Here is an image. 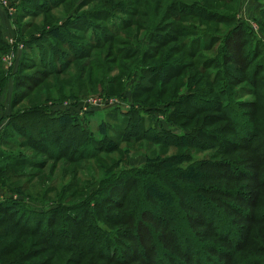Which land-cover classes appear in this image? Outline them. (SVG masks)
<instances>
[{"label":"rangeland","instance_id":"374dc122","mask_svg":"<svg viewBox=\"0 0 264 264\" xmlns=\"http://www.w3.org/2000/svg\"><path fill=\"white\" fill-rule=\"evenodd\" d=\"M186 1L196 4L206 1V5L213 11L214 19L204 21L198 16L185 15L178 9L181 20L173 21L174 25L182 29L175 31V35L180 36L178 41L172 40L175 36L168 32L165 20L162 24L155 22L148 28L149 20L142 17L139 7L135 4L136 0H69L48 11H44V7L37 4L31 5V10L25 11L20 5L14 14L0 6V165L5 164L7 153L12 155L10 162L17 163L13 164L6 174H0V195L17 199L20 204L27 205L29 212L30 207L35 211L45 212L57 205H72L92 198V194L96 192V198L102 201L100 205L106 207L103 197H108L109 194L122 201L118 192L113 191L109 184L116 181L114 175L129 169L134 176L143 180V184H133L134 189L129 193L130 202H127L124 211L131 210L133 219H136L143 216L140 213L146 209V215L151 218L146 219L144 223H136L137 221L133 220L134 223L130 226L116 225L100 215H95L94 222L98 224V228L94 227V231H89L87 224L91 223L90 220L76 215L77 219L73 218V221L71 218L75 213L70 214L66 211L68 207H63L65 212L58 220L60 228L66 226L90 234L89 239L83 242L77 240V245L85 252L84 256H79V251L69 252V255L76 259V264H264V204H248L250 201H260L264 198V164L257 169L254 164H243L241 161H255L254 155L264 159V121L259 122L264 119V0ZM159 3L162 9H159ZM98 8H110L114 17L103 20L98 19L99 17L88 19L84 30L73 27L74 24H69L73 25L72 27L66 26L69 17H74L77 10L80 13H94ZM165 8L167 6L163 2L156 0H150V3L146 1L141 7L152 15L155 13L157 21L163 19ZM136 12L140 14L136 15ZM183 20L186 22L183 23ZM127 21L131 22V25L124 29L122 25L127 24ZM142 21H145L146 25L139 31L137 26ZM54 26L65 27L67 35H80L78 37L81 43L89 45V40L92 39L89 57L85 56L88 54L86 47L73 50L72 53L81 51L84 57L67 67L65 74H42L39 72L41 67L38 63L21 67V60L31 52H25L26 41L30 40L32 35L40 37L39 32ZM164 33L166 35H163ZM190 33L203 35L202 38H192L195 40L193 44L202 49L196 55V62L201 64L203 61H215L212 67L207 68L206 75H195L192 85L187 84L184 74L172 79L169 84L160 80L152 81L151 77H157L152 67L164 62L166 58L171 61L182 58L183 63L195 61L194 58L185 56L181 49L183 45L181 48L179 46L183 43L189 44L187 37ZM182 34L185 37H181ZM107 38L112 39L102 44V40ZM164 38L167 40L165 47L156 44ZM47 39L51 44L58 46L55 44L56 38L51 36ZM140 45L141 48H138ZM61 49L66 51L63 46ZM130 49L140 50L141 53L132 55L133 51ZM127 55H131V58ZM92 63L96 66H92ZM221 67L228 69L227 75L223 74ZM17 69L20 71V77L14 79L11 75ZM192 69L189 67L185 73ZM215 73L219 78L214 82ZM28 74L31 78L27 77ZM201 77H204L203 80ZM37 81H41L40 84L31 90L25 87V83L33 85ZM254 81L258 82L257 86H254ZM139 84L149 86L148 91L141 90L136 93ZM220 86L223 88V94L216 98L215 103L220 101L226 106V111L221 108L224 119L212 127L220 126L224 130L218 133L223 139L237 138V141H242L229 130L241 114L243 122L250 120L258 130H262L260 135L250 139L254 141L252 147L251 144L246 149L219 147L207 136L203 138V148L191 144L175 146L154 142V137H149L143 132L139 133L146 137L136 142L118 139L124 128L130 132L131 127L128 124L140 123L141 120V124L145 122L143 126L149 129L187 132L195 122L179 116L178 111L183 105L176 106L175 102L194 92L198 93L201 102H210L217 96ZM208 87L213 90V94L207 92ZM90 97L112 98L115 101L104 104L98 110L75 114V120L88 134H81L80 129L78 140L81 144L74 147L73 152L72 148L61 147L56 143L57 147H48L44 138L37 140L26 133L25 126L35 121L33 126L28 127L36 131L32 136L41 135L39 133L44 119V105L51 111H59V108H72L73 104L78 105ZM12 98L16 99L13 106ZM239 104L244 106L240 107ZM197 107L205 108L207 111L204 114L215 112L214 109H208L206 103L199 102ZM129 110L138 111V116L131 114L130 118L121 113ZM15 113H20L22 118L19 116L15 120H9ZM231 118L235 119L234 122L230 121ZM103 121L107 123L106 129L111 142H107L108 137L105 138L100 132V124ZM68 131L64 135L74 137V132ZM89 135L92 137L90 139L99 143L93 147H81ZM75 136L77 137V134ZM176 141L171 138L169 140L171 143ZM185 141H180L179 144ZM58 152L61 153L59 158L55 157ZM176 154H191L194 161L209 160L213 156V159L232 164L222 171L212 168L214 175H220V178L201 180L189 175V170L185 171L184 175L190 177V181L206 189V192L201 193L208 201L216 204L213 210L209 209L205 200L200 202L199 199H189L179 194L183 204L180 208L181 215L184 214V218L176 217L177 213L172 208L173 195L177 194L173 188L175 184L168 183L171 177L164 176L161 168L152 166L155 161H151L152 164L148 162L151 157L158 156L161 161ZM44 162L46 166L43 169ZM233 163L239 167H248V170L234 169ZM190 164L186 162L183 166ZM52 167L55 169L54 173H50ZM143 169V173H138ZM208 170L211 171V168ZM12 171L19 175L9 176ZM235 176L243 178L236 180ZM113 184L120 186L123 181ZM144 184L141 189L140 186ZM149 185L151 188L148 192L146 186ZM141 191L152 197L140 199ZM259 192L261 198L257 196ZM144 201L148 203L144 205ZM194 204H199L202 210L197 212ZM95 207L94 205V210ZM18 209L23 208L20 206ZM161 209H166L160 218L163 222L158 218ZM119 211L111 210L112 213ZM79 219L82 223L80 225L76 223ZM144 226L148 227V230ZM190 230L193 231V236H182ZM131 233L137 236L142 246L129 238L131 236H126ZM157 235L162 238L156 239Z\"/></svg>","mask_w":264,"mask_h":264},{"label":"trees","instance_id":"16d2710c","mask_svg":"<svg viewBox=\"0 0 264 264\" xmlns=\"http://www.w3.org/2000/svg\"><path fill=\"white\" fill-rule=\"evenodd\" d=\"M68 1L69 0H23L21 3V6H22L21 9H24L25 11L31 10V5L37 4V6L44 7V11H46V9L48 11ZM146 1L150 3V0H144V1L136 0L135 4H137V6L139 7V12L141 13L144 20L145 18L147 21L149 20L148 28L150 27V25L154 24L155 22L162 24L163 20H165V24H167L168 26V32L172 34L171 36H175L174 39H172L174 41H178L180 38V36L175 35L177 34L175 31H179V29L181 28H179L178 25L176 26L173 24V21L178 22L177 20H181V17L177 13L178 9L181 10L185 15L198 16L202 18L204 21L211 20L212 18L214 19L213 11L211 10V8H209L206 5V1L203 4L202 3L196 4V3H188V1L186 0H156V2H159V1L163 2L167 6V8H165L166 16L165 15L162 16L163 19L160 21H157V17L155 16L156 15L155 13L153 14L154 15L153 16L151 13L148 12V10L141 9V7L146 4ZM194 4L198 7L197 9H196V6H194ZM157 5L160 6V3ZM109 9H106V8L99 9L98 8L97 10L95 9L94 13H89L87 11L80 13L77 10L74 17L72 18L69 17L67 21L68 25L66 26L72 27L73 25H69V24H74L75 26L73 27L78 28L79 30H84V25L88 23V19H95L97 17H99L98 19L100 20H103L105 18L112 19L114 16L112 17L111 15L112 13ZM159 9H162L161 6ZM208 11H211V12H208ZM139 12H136L135 14L137 15ZM38 13H40V11H38ZM101 14L105 16H102ZM166 20H169V21H166ZM185 22L186 20H183V23ZM144 24L146 25L145 21L144 22L142 21L139 23V25L137 26L138 29H140L139 31H142L141 29H144ZM130 25H131V22L127 21V24L122 25V27L124 26L123 28L127 29L130 27ZM184 28L185 27H183V29ZM39 33H41L40 37L38 35H32L31 39L26 41L25 52L29 50H31V52L29 53V55L24 56L26 57L25 59L21 60V67L38 63L37 65L41 67V69H39V72L42 74L44 73L45 74L47 73L48 74H51V73L52 74L53 73L65 74V70L67 67H69L74 61L79 60L84 57L82 56L81 51H75L74 53H72L73 50H80L83 47H86L87 49L86 52L88 51V54L85 56H87V58L89 57V53H91L90 43H92L93 40L92 39L89 40L90 41L89 45L87 43H81L80 38L78 37L80 35L73 34V33H71V35H67L65 27L54 26L51 28H47L46 30H42ZM205 33H204V37H205ZM163 35H166V33H164ZM46 36L47 37L52 36L56 38L57 43L55 44H57L58 46L51 44V42L47 39ZM137 36L138 34L136 35V37ZM181 37H185V36L182 34ZM199 37L202 38L203 35L190 33L188 34V37H187L190 40L189 44L187 45L183 43L179 45L180 48L183 45L181 49L184 52L185 56L194 58L195 61L192 60L189 63H183L182 58L175 59L174 61H171V59L169 60L166 58L164 62H161L155 67H152L154 68V73L155 75H157V77L153 79L151 77L150 79L152 81L160 80L162 81V83L169 84L172 81V79L179 78L181 75L184 74L187 84L192 85L195 75L201 74L205 76L207 72V68L212 67L215 61H210L209 63L203 61L201 62V64L196 62V55L198 51H201L202 49L200 48V46L193 44L195 40L192 38H199ZM93 39L95 38L93 37ZM111 39L112 38L103 39L102 44L109 42ZM166 43H167V40H165V38L160 39L156 42V44H159L160 46L162 45V47H165ZM46 44H48V46ZM61 46H63V48L66 49V51L61 49ZM156 46L157 45H154V47ZM100 47L101 46H99V48ZM138 48H141V45ZM36 50H39V52L37 53ZM130 50L133 51L132 55L139 54L140 52V50L137 51L136 49H130ZM166 55H169V54H166ZM128 57L131 58V55ZM231 61L233 62V60ZM92 66H96V65L92 63ZM189 67L193 69L190 72L185 73V71ZM19 69H17L15 72L12 73L11 76H14V79L15 78L18 79L20 77ZM222 69H223V74L227 75L228 69L227 68H222ZM2 71L5 73L3 69ZM30 76L31 75L29 74L27 75V77H30ZM208 77L209 78L211 77V73L208 74ZM201 78L203 80L204 77H201ZM218 78L219 77L215 73V75L213 76V81L214 82L217 81ZM5 80H6V77H5ZM40 82L41 81H37L33 85H29L25 83V87L31 90L32 88L38 86ZM140 84L137 86L136 93L141 90L148 91L149 86L140 85ZM253 84L254 86H257L258 82L254 81ZM220 88L221 89L217 93V96L212 98L210 102H201L198 99L200 96L198 95V93H195V92L190 93L188 97L182 98L180 101L175 102L176 106L178 104H179L178 106H180V104L183 105V108L180 111H178V115L184 119H188L190 121L192 120L195 122L194 123L195 125L192 126L187 132H184V131L175 132L176 130L174 131L170 129L169 130L159 129V131L156 128L149 129L143 126L146 124L145 122H142L141 124L142 120L141 121L138 120L140 121V123L136 122V123L128 124L131 127L129 129L130 132L127 131V128H124L123 131L119 133L118 139L125 140L128 142H136L146 137L145 135H141V133H139V132H143V133L148 134L147 136L149 137L150 136L154 137L155 139L154 142H159L163 144L170 143L168 145L173 144L175 146H181V145L186 146L188 144H191V146H196L197 148H203L201 147L205 143L203 138L207 136L211 140L215 141V143H217V146L219 147H236L235 149H242V148L246 149L247 147H250V144L252 147V144L254 141H251L250 139H253L255 135H260L259 133H261L260 131L262 130H258L256 128V125L251 123L250 120L249 121L244 120L243 122V117L241 114H239L240 115L239 119L238 120L236 119L235 123H233V127H230L229 130L230 132H234V134L237 135L238 138H240L242 141H237L238 140L237 138L223 139L218 133L220 131L223 132L224 130H222L220 126L212 127V125L218 124L220 121L224 119L222 115L224 112L221 110V108L223 107V110L226 111V106L224 107V105H222L220 101L219 103H215L216 98L220 96L221 94H223L222 86H220ZM207 92H210L213 94V90H211L210 87H208ZM0 94H1V90H0ZM251 94H253V92H251ZM15 102H16V99L12 98V106L13 104H15ZM199 102L203 104L206 103V105L208 106V109H214L215 112H218V113L214 112L210 114H204V112H206L207 110L203 107L198 108L197 106L199 105ZM211 102L215 104L213 105ZM238 106L241 107V106H244V104H239ZM217 107H219L220 109H217ZM37 110L38 108L35 111ZM42 112L44 113V119L41 122V124L42 123L43 124L40 127L41 133L39 134L41 135L38 136V134H36L35 136H32V134H34L36 131H34L33 128L28 127L29 125L33 126L35 124V121L27 125V127L25 126V129L29 137L36 138L37 140L39 139L42 140V138H44V140L47 142L46 146L48 145V147L50 146L54 147V145L60 144L61 147L72 148L71 152H73L75 150L74 147H79V145L81 144L78 140L79 139L78 137L80 136L79 135L80 129H81L80 131L81 134H85V133L86 135L88 134L85 131L86 129H84V127L81 124L77 123V121L75 120V116H76L75 114L77 113L71 107L59 108V111H57V109L55 111H51L46 105H44ZM121 113L124 114L125 116H130V118H131V114H136V115L139 114L138 111H135V110L122 111ZM171 114L173 113H170V115ZM176 114H177V111H176ZM201 115L203 117H201ZM19 116H21L20 113H15L9 118V120L10 119L15 120ZM20 118H22V116ZM140 119H142V116L140 117ZM231 120L234 122L235 119L231 118L230 121ZM261 120L262 121H259V122L264 121V119H261ZM41 124H38V126ZM106 126H107V123L103 121L100 124V132L105 138L108 137L106 139L107 142L108 141L111 142L108 136V131L106 129ZM68 130H70L71 132H74L73 133L74 137H72V135L70 137L68 135L67 136L64 135L65 132H69ZM156 131L157 133H155ZM76 134H77V137L75 136ZM90 138L92 137L89 135L86 138L87 141L84 144H82L81 147H93L94 144L99 143L98 141L94 139H90ZM170 138L172 140L176 139L177 140L176 143L169 142ZM183 140H186L185 143L179 144V142ZM105 146L100 145V147H105ZM109 146L110 145H108V147ZM107 150L108 149H105V151ZM42 151L44 152V150ZM7 154L8 155L5 154V158H7L5 160V164L0 165V174H6L13 164L17 165V163L10 162V157L12 155L9 153ZM213 154H216V153H213ZM60 155L61 153L58 152L56 153L55 157L59 158ZM254 157H255V161L253 159H246V160H241V161L243 162V164H248V165L254 164V166H256L257 169H259L260 166L264 164V159H261V158L259 159L256 157V155H254ZM154 158L155 160H152ZM154 158L151 157L149 159L148 161L149 164H152L151 161H155L154 165L152 166L154 167L158 166L159 168H161L162 174L164 176L167 175L171 177L168 180V183L175 184L173 188L175 190V193L177 194L173 195L174 200L172 202V208L177 213V216H176L177 218H182V219L184 218V214L181 215L182 211L180 208L181 206H183V204H182V200L180 199L179 194H182L183 196L189 199H192V197L194 199H199L200 202L201 200L207 201L208 203L207 205L210 210H213L216 207L215 206L216 204L214 202L208 201L205 195L201 193V191L206 192V189L190 181L191 178L190 177L188 178L186 177V175H184L185 171L189 170L188 174L196 176L195 177L196 179H198V177L201 180L218 178V177L220 178V175H214V172L222 171L227 166L229 165L232 166V164L227 163V162L218 161L217 159H213L215 158L213 156L210 157L209 160L203 159L199 161H194L193 160L194 158L191 154L183 155V156H180L177 154L171 155L165 159H162L161 161L159 160L158 156ZM68 160H71L73 162L75 161V159H71V158H68ZM186 162L191 163V164L187 165V167H184L183 164H185ZM233 165H234V169L241 168V171L245 169L248 170V167H242V166L239 167L238 164H234V163ZM45 166H46V163L44 162L42 164L43 169L45 168ZM209 168H211V171L208 170ZM212 168L215 171H213ZM54 170L55 169L52 167L50 173H54ZM229 170H230V167H229ZM120 172L121 173L119 175H114V176H115L116 181H123V185L114 186L113 182H116V181H113V179H112L113 182H109V184L113 191L118 192L119 194L118 196L121 198L122 201H119L118 199H116L115 197L109 194L108 197H103V202H105L106 207H102L100 205L102 201L96 198L98 197L96 192L92 194V198H87L85 200L79 201L72 205H64V204H61V206L57 205L56 207L54 206L52 208L47 209L45 212L35 211L31 209V207H30L31 212H29L28 211L29 208L26 207L27 205L20 204L17 199H12L10 197L7 198L5 201L0 202V264H76L77 263V261H75L76 259L74 260L73 255H69V252L75 253L79 251V256H81V254L84 256L85 252L81 251L80 245H77L78 244L77 240H80L83 242V240L89 239L90 234L88 232L78 231L77 229L72 230L71 228L66 227V226L64 228H60L58 224V220L60 219V215L62 213L64 214L65 212L64 211L65 209H63V207H68L67 208L68 210H66L68 213L70 214L75 213L74 216L69 215V216H72L71 219L73 221H75L74 219H77L75 217L76 215L83 216V219L90 220L91 223L87 224V226L89 227L88 228L89 231H92L94 227L98 228V224L94 222L95 215H100L103 219L109 222H112L113 224L125 225V226L132 225L134 223L132 222L133 220L137 221L136 223L140 222L141 224V223H144L146 219H150L151 217H149V215H146L147 213H145L147 212L146 209H144L145 210L144 212L141 211L140 213L144 217L139 216L136 219H133L134 216L131 210L127 209L124 211V208L126 207L127 202H130L129 193L131 190L134 189L133 184L135 182L143 184L141 183L143 182V180L140 179V177L134 176L129 169H125ZM139 172L143 173L144 169L139 170L138 173ZM18 175L19 174L15 173L14 171H12V173H9V176L11 177H15ZM144 177L146 178V176ZM241 178H243V176L241 177L235 176L236 180H239ZM130 179H132L131 182L129 181ZM250 179L255 180V178L253 179L252 177H250ZM144 186L145 184L143 186H140L141 189ZM123 188H124V191H123ZM150 188H151L150 185L149 187L146 186V191L149 192ZM108 191L110 192V189ZM254 194L257 195L256 193ZM257 196L258 198L262 197L260 192H259V195ZM140 197H141L140 199H149L152 196L144 191H141ZM263 201H264V198L262 197V200L260 201L257 200L253 202L250 201L248 202V204L253 205V206H258V203L264 204ZM146 203L148 202L144 201V205H146ZM94 205L97 207V209L95 207V210L93 208ZM20 206L23 209H18L20 208ZM194 206L196 208L195 210H198L197 212H199V210H202L201 208H199V204H194ZM121 209L123 210L121 211ZM111 210H120V211L119 213H112ZM163 211H166V209H163V210L161 209L160 211L161 214L160 216H158L159 219L163 217V214H164ZM42 213H45V214H42ZM160 220L163 222L162 219ZM80 222H81V219L76 221V223H79L78 225L82 224ZM209 225L210 224L208 223V226ZM163 226L168 227L169 225H163ZM144 228L148 230V227L144 226ZM192 234L194 233L193 231L190 230L189 232L186 231L185 234H183L182 236L186 237L187 235L191 236ZM126 236H131L129 238L136 240L139 243V245L142 246L140 242L138 241L137 236H134V233H131V235H126ZM157 238H162V237L157 235L156 239ZM42 255H44V257L38 259ZM135 259L136 257H134V260Z\"/></svg>","mask_w":264,"mask_h":264},{"label":"built area","instance_id":"2783aa9c","mask_svg":"<svg viewBox=\"0 0 264 264\" xmlns=\"http://www.w3.org/2000/svg\"><path fill=\"white\" fill-rule=\"evenodd\" d=\"M23 0H0V6L7 9L10 14H14L18 10V6L21 5ZM115 101L112 98H102V97H90L88 99L82 100L78 105H72V108L76 113H87L89 111L98 110L103 107L104 104ZM9 197H4L0 195V202L5 201Z\"/></svg>","mask_w":264,"mask_h":264},{"label":"crops","instance_id":"0c3cea01","mask_svg":"<svg viewBox=\"0 0 264 264\" xmlns=\"http://www.w3.org/2000/svg\"><path fill=\"white\" fill-rule=\"evenodd\" d=\"M6 12V11H5Z\"/></svg>","mask_w":264,"mask_h":264}]
</instances>
